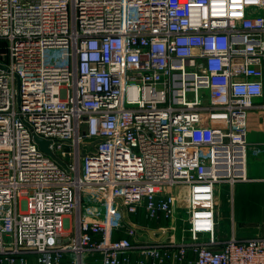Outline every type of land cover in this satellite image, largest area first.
<instances>
[{
  "label": "built area",
  "instance_id": "2783aa9c",
  "mask_svg": "<svg viewBox=\"0 0 264 264\" xmlns=\"http://www.w3.org/2000/svg\"><path fill=\"white\" fill-rule=\"evenodd\" d=\"M252 111L264 0H0V264H264L218 219Z\"/></svg>",
  "mask_w": 264,
  "mask_h": 264
},
{
  "label": "rangeland",
  "instance_id": "374dc122",
  "mask_svg": "<svg viewBox=\"0 0 264 264\" xmlns=\"http://www.w3.org/2000/svg\"><path fill=\"white\" fill-rule=\"evenodd\" d=\"M251 155V154H250ZM236 186V185H235ZM231 187L229 185L222 187L219 197H218V219H219V230L220 235L225 236L228 232L231 226L233 225V217H234V206L236 207V222L240 221L237 216H241V212L239 210V207L241 203H239L237 195L239 192V189L237 187ZM256 186L261 185H249L247 187L248 190L252 191L253 189H256ZM258 189V188H257ZM256 191V190H255ZM250 197H248L246 201V206L248 204L251 205V209H249V212H246L244 210L245 216H241L244 218L240 222V227L244 230L242 233L246 235L255 234V233H264V196L257 191L253 192ZM236 195V196H235ZM257 201V203H255ZM239 220V221H238ZM185 223L183 221V217H181L178 220V228L180 233L179 234H187L183 231L185 227Z\"/></svg>",
  "mask_w": 264,
  "mask_h": 264
},
{
  "label": "crops",
  "instance_id": "0c3cea01",
  "mask_svg": "<svg viewBox=\"0 0 264 264\" xmlns=\"http://www.w3.org/2000/svg\"><path fill=\"white\" fill-rule=\"evenodd\" d=\"M248 140L252 144H261L264 142V120L262 117V113L259 111H252L249 116V128H248ZM251 154V155H250ZM249 154L248 159V175L250 177L249 181H243L238 182L235 187L239 189L237 198L241 207H239V210L241 212V216H245L244 210L246 212H249V209H251L252 204H248L246 206V201L248 197L251 196L252 191L253 192H259L262 197L264 196V152L258 155ZM249 185H261L256 186V189H253L252 191L248 190L247 187ZM258 188V189H257ZM256 190V191H255ZM236 196V195H235ZM257 203V201H255ZM240 215L237 216L238 224L236 222V207L234 206V217H233V225L229 229V232L223 236V238L230 237L232 235H236L239 238H247L251 237L254 234L246 235L242 232L244 231L242 227H240V222L245 221L243 220ZM142 222L144 223V220L142 219ZM220 229V228H219ZM257 234V233H255ZM264 234V233H263ZM190 257L194 260L195 255L193 253L190 254ZM135 264V263H134ZM185 264H190L185 263Z\"/></svg>",
  "mask_w": 264,
  "mask_h": 264
},
{
  "label": "water",
  "instance_id": "95a60500",
  "mask_svg": "<svg viewBox=\"0 0 264 264\" xmlns=\"http://www.w3.org/2000/svg\"><path fill=\"white\" fill-rule=\"evenodd\" d=\"M5 70H8L6 67H3ZM35 140L39 143L41 149L43 151H45L46 153H48L49 155H54L53 152L50 150L49 148V141L48 140H45L43 138H41L40 136L38 135H35ZM87 141L91 140V139H86Z\"/></svg>",
  "mask_w": 264,
  "mask_h": 264
},
{
  "label": "trees",
  "instance_id": "16d2710c",
  "mask_svg": "<svg viewBox=\"0 0 264 264\" xmlns=\"http://www.w3.org/2000/svg\"><path fill=\"white\" fill-rule=\"evenodd\" d=\"M142 221V220H141Z\"/></svg>",
  "mask_w": 264,
  "mask_h": 264
}]
</instances>
